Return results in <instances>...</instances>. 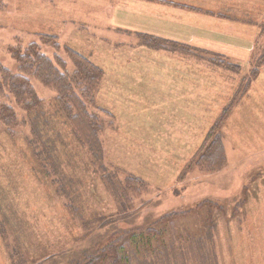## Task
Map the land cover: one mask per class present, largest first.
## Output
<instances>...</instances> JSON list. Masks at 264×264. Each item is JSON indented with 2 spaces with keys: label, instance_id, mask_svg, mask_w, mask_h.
<instances>
[{
  "label": "rangeland",
  "instance_id": "374dc122",
  "mask_svg": "<svg viewBox=\"0 0 264 264\" xmlns=\"http://www.w3.org/2000/svg\"><path fill=\"white\" fill-rule=\"evenodd\" d=\"M187 1H198L197 6L228 18H218V30L201 37L168 38L222 53L237 66L222 68L202 52L184 54L141 45L138 32L164 8L143 0H0V63L16 72L8 48L38 41L44 34L57 37L58 54L65 60L64 46L85 55L104 71L96 106L113 115L100 134L103 163L119 169L120 177L131 174L148 185L131 200L138 222L191 209L205 198L229 200L226 214L217 213L209 244L217 264H264V66L220 126L219 171L194 169L181 176L261 53L264 0L236 4L221 0L213 5ZM147 7L157 9L148 12ZM163 22L169 29L161 31L178 33L175 23ZM43 50L50 57L54 53L48 47ZM30 81L51 110L55 92ZM56 132L57 182L37 172L27 145L28 128L10 134L0 125V230L5 233V239L0 234V264H11L14 247L25 253L28 264H41L46 257L85 244L86 233L99 218L122 222L117 203L69 127L53 124L50 139L57 137ZM69 202L81 212L78 221L69 215ZM197 215L198 211L180 219L191 233L200 228Z\"/></svg>",
  "mask_w": 264,
  "mask_h": 264
},
{
  "label": "trees",
  "instance_id": "16d2710c",
  "mask_svg": "<svg viewBox=\"0 0 264 264\" xmlns=\"http://www.w3.org/2000/svg\"><path fill=\"white\" fill-rule=\"evenodd\" d=\"M138 38L141 45L151 49L184 54L202 52L208 61L216 62L220 67L230 69L237 66L225 55L174 40L148 34H139ZM44 47L54 51L51 57L44 52ZM60 48L56 36L45 34L40 35L38 41L26 45L16 43L8 48L16 64V72L0 63V125L10 134L16 129L28 128L27 145L36 170L43 177H55L58 170L55 141L60 133L56 132L57 137L50 139L48 131L53 124L67 125L74 140L87 152L89 164L100 182L117 203L122 212V222L117 224L113 219L99 218L96 225L93 224L94 228L86 233L85 244L73 252L46 257L41 264H217L209 244L213 239L217 213L226 214L224 205L229 200L216 202L205 198L191 209L172 210L142 223L138 222L131 209V200L147 190L146 181L131 174L120 177V170L106 166L102 159L100 134L113 117L109 111L96 106V94L104 71L82 53L66 46L63 48L67 57L65 60L58 54ZM68 62L72 66L71 70L68 69ZM263 66L264 44L243 86L242 82L238 85L235 95L210 126L181 176L194 169L209 173L219 171L223 162L220 126L229 111L247 94L251 81L258 77ZM32 78L55 92L51 110L46 108L44 100L37 95L30 81ZM14 106L21 109L22 116L18 115ZM54 179L58 181L57 177ZM70 202L66 204L69 215L78 221L81 212ZM203 208L206 211L200 212ZM197 211L195 223L200 228L191 233L180 219ZM198 229L204 230L205 236L203 232L198 233ZM0 234L5 239V233L0 230ZM11 249V264H28L25 253L17 247Z\"/></svg>",
  "mask_w": 264,
  "mask_h": 264
},
{
  "label": "crops",
  "instance_id": "0c3cea01",
  "mask_svg": "<svg viewBox=\"0 0 264 264\" xmlns=\"http://www.w3.org/2000/svg\"><path fill=\"white\" fill-rule=\"evenodd\" d=\"M143 1H146L147 3H151L154 6L164 7V8L156 11L157 9L156 7H151V8L147 7L148 12L156 11L157 16L155 18H152L151 20L152 22L151 24H149L150 26H146V28L143 29V32L142 31L138 32L139 34H148V35H153L157 37H162V38L177 41L182 44H187L193 47H196V46L194 44L191 45L184 41H180L178 39H172L168 37L179 38L181 36H193L194 34L201 37L206 31L210 29L218 30L215 27V24L219 21L218 18L220 19H222L223 17L228 18V15H226L223 12H217L215 10H210L205 7L197 6L198 1L194 3H190L187 0H143ZM242 1L243 0H230V3L236 4V3H241ZM199 2L201 5H213V3L217 4L221 2V0H200ZM229 19L232 20L233 17H230ZM163 21H172L171 23H175L176 25L174 26V28L176 29H174V31H177L178 33H174V32L165 33L161 31V30H164V28L169 29L168 24H166ZM184 30H186L187 32H185ZM263 31H264V24L261 27V30L259 32H263ZM196 48H199V47H196ZM208 51H211V50H208ZM214 53H218V52H214ZM219 54H222V53H219ZM188 85H191V84L188 83L187 86Z\"/></svg>",
  "mask_w": 264,
  "mask_h": 264
}]
</instances>
